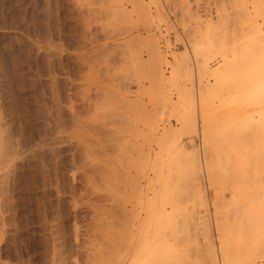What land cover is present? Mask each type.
<instances>
[{"label": "rangeland", "instance_id": "obj_1", "mask_svg": "<svg viewBox=\"0 0 264 264\" xmlns=\"http://www.w3.org/2000/svg\"><path fill=\"white\" fill-rule=\"evenodd\" d=\"M194 1L0 0V264H131L132 242L144 261L156 252L148 264H209L207 227L221 253L232 189L208 182L185 104L213 83L195 76L204 25L220 30L227 9L221 36L236 34L240 18L234 0Z\"/></svg>", "mask_w": 264, "mask_h": 264}, {"label": "bare ground", "instance_id": "obj_2", "mask_svg": "<svg viewBox=\"0 0 264 264\" xmlns=\"http://www.w3.org/2000/svg\"><path fill=\"white\" fill-rule=\"evenodd\" d=\"M197 1L198 0H195L194 2H197ZM233 2L234 3L231 2L230 4H233V5L235 4L233 9L237 10V14H239L237 15L238 18L237 17L235 18L236 15L234 16V14H236V11H231V12L233 13L234 20L235 19L238 20L240 18V21H238L239 23L236 22L237 26L239 24L241 25V26L240 25L238 26L239 28L237 27L239 29L237 31L238 33L234 31L236 33L234 34L232 32L234 34L233 36L236 39L233 37L234 39L233 40L231 39L232 42L231 40H228L229 39L227 37V35H229L228 33H226L227 35L224 34L221 36V33H222L221 31L223 30L222 25L223 27H225L224 24H226L225 22L227 20V16H225L224 14L225 16L224 18L223 13L227 9L226 7L224 9H222V7L220 9L218 8L217 10L218 14H220L221 11L226 9L225 11L221 13L222 18L226 20L225 21L220 20L221 22H224L222 24L220 23L221 24L219 25L221 26L220 30H217L219 27H216V28L213 27V24L211 22H207L206 23L207 25L206 26L204 25L205 31L207 30L206 31L207 33L205 34L207 35H204L205 36L204 39L202 38L204 42L202 44L199 43L198 44L199 46L196 45L193 48L194 49L193 55L195 57L201 56L200 58H203L202 62L197 63L199 65L197 67L198 69L197 70L195 69L197 71L195 73L196 74L195 76H197L198 74L199 77L198 76L197 77L199 78V82L201 81L200 83L202 85L204 81V76L210 75L211 78H213L212 79L213 83L209 84L208 86L202 87V91L201 90H200L201 92L199 91L198 99H196L195 95L193 96V93H194L193 91L191 94L189 93L190 96H189L188 101L185 100L186 101L185 106H187L186 107L187 113L192 114V116L191 115L190 116L192 117V119H194V121H195L196 110L198 109V111L201 113V117L203 120L201 133L203 136V145L206 148V151H204V153L205 152L209 153L208 164L206 163L207 173L206 172L205 173L210 180L213 178V180L211 181L209 180L208 182H211L212 183L211 186H213V184H215L214 180H217L216 175L218 174L221 175L220 179L224 175V178H226V180L221 179L220 182L222 183L220 184L223 186L226 185V183L223 184V181L225 180L224 182L227 181V184L230 185L229 189L230 190L232 189L231 190L232 196L230 197L231 200L230 199L229 200L232 202L231 205L235 206V207L230 206L228 202L226 203L227 209L229 206L231 207V208L229 207L231 210L233 209V211L229 209V212H231V214H233L232 212L235 213L236 211V213L233 214L234 216L231 215L228 212V210H227L228 214L225 211V213L228 215V219L224 217L222 218L224 220L226 219L225 220L226 223L225 222L223 223L222 221L221 223L223 224L221 225L218 224L220 227L218 226L217 228H219V231H220L219 235L221 236V237L219 236L220 238L218 239L222 241L220 242L221 245L219 246L221 249L220 250L221 253L220 252L219 253L222 255V258L220 259L218 257V255L220 254H217L219 250H217V246L214 241V236L211 234V231H210L211 228L210 229L208 227H207L208 229L206 228L207 231L205 232V235L203 234L205 236L204 237L205 242L207 243L205 244L206 245L205 255H207V257L209 258L207 259L210 261V263L208 262L207 259H206L207 260L206 262H208L209 264H258L260 260L264 261V0H234ZM229 7L230 6H228V9ZM184 12H186V10ZM221 14L219 15V17H221ZM228 14L230 13H227L226 15ZM194 21H197V20H194ZM229 22H230V19H229ZM231 22H233V20ZM195 27H196V24H195ZM200 28H198L199 29L198 31H200ZM230 29H231V26L229 29H227V31H229ZM231 34L229 35V37H232ZM199 35L201 36V33ZM217 37L219 39H217ZM213 38L215 39L212 40ZM213 43L215 44L213 45ZM218 55L219 56L221 55L222 57L221 61L217 63L219 66L215 67L214 69H211L208 66V63L206 62L207 57L218 56ZM188 59L190 61V58ZM195 59L197 61V58ZM187 73L189 75L188 80L191 83L190 85H192L193 80H194L193 74H192L193 70ZM185 97L186 95H184L183 98ZM184 112L186 113V110ZM215 113L216 114L219 113L220 115L218 117H215ZM193 115H194V118H193ZM190 116L189 118L187 117V120L190 119ZM187 120L185 118L184 120L185 122L183 121L182 123L187 124L186 123ZM188 122H190V120ZM192 128L195 129L196 127H192ZM196 154L198 155V153ZM197 158L198 157L196 156L195 158L196 162L195 163L193 162L194 164L191 163L192 170L190 171L192 174L189 173V169L187 172L188 174H191L190 178L188 177L189 180H193L195 187L198 190H200L201 183H202L200 176L201 174L204 173V172L202 173V171L204 170L201 167V163H199L200 161L197 162V160H199V158L198 159ZM188 161H190V159H188ZM186 166L187 165H185V169H186ZM181 174L183 173L181 172ZM178 176H180V174ZM178 176H177V179H178ZM182 176L180 180L182 179ZM220 179L218 178V182H216L217 185ZM188 183L187 181L185 182V184H188ZM217 185L215 184V186ZM165 186H167V184H165ZM186 192L184 193L185 195H187ZM216 192H217L216 193L217 198L215 199L217 200L216 202L219 203L221 201V200H218L219 199L218 197L220 196V195L218 196L219 191H216ZM175 194H178V193H175ZM202 197H200L199 202L201 201L200 202L201 204L200 203L199 204L203 208V210H205V208L208 209L205 200L201 199ZM212 204L214 205L215 203L213 202ZM217 204L215 206H217ZM193 207L191 208L194 210L195 207L194 208ZM221 207H224V205H222ZM221 207H217L216 210H219L218 208H221ZM220 213L221 212H219V214L217 213L214 216H216V218L219 219L217 215L222 216V213L221 214ZM190 216H192V214ZM172 217L169 219L171 220ZM225 217L227 216L225 215ZM216 221L219 222L218 220ZM171 222L173 221L171 220ZM169 225H171V223H169ZM131 247H132L131 250H133L132 252L133 255L131 257V264H139V263L148 264L149 263L145 261L149 257H151L150 254L153 255L152 249H151V253L148 252L150 253L149 255H147L148 253L146 254L148 258L145 259L144 261L143 256L145 255V251L146 250L148 251L149 249L146 248L145 250L142 247L136 252V247H135L134 242H132ZM158 247L159 245L157 246V248ZM192 250L194 249L192 248ZM199 252L201 253V251H198V253ZM155 254L153 256H155ZM161 254L162 253H160L159 256L158 255L157 256L160 258ZM166 254L163 253L162 256L164 257L166 256ZM161 259L162 258H160L159 260ZM153 260H156L155 257L152 258L151 262H153ZM203 260H201V264H203L202 263Z\"/></svg>", "mask_w": 264, "mask_h": 264}]
</instances>
